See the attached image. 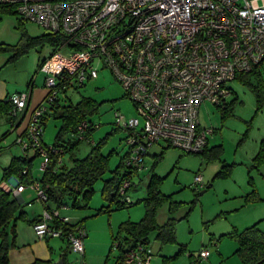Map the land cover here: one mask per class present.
I'll return each instance as SVG.
<instances>
[{
    "label": "built area",
    "instance_id": "2783aa9c",
    "mask_svg": "<svg viewBox=\"0 0 264 264\" xmlns=\"http://www.w3.org/2000/svg\"><path fill=\"white\" fill-rule=\"evenodd\" d=\"M0 5L13 6L23 22L62 41L39 68L45 74L46 94L16 140L22 150L38 152L41 171L50 154H62L42 144L43 116L63 89L96 79L98 66L109 69L139 116L122 123L119 118L117 127L126 132L125 166L140 171L150 149L160 142L185 154H201L212 131L200 125V105L225 107L235 77L264 62V0H0ZM10 102L13 115H19L27 97L13 96ZM86 128V122L79 125V140L93 143L83 137ZM131 184L124 180L117 190L126 206L132 203L127 196ZM194 185L204 186L201 175L194 177ZM1 186L14 196L33 189L35 200L44 205L32 224L35 236L64 235L71 252L83 255L84 228L64 232L61 226L71 223L60 215L65 207H51L37 181ZM150 244L124 249L122 263L149 264ZM208 255L202 250L194 260Z\"/></svg>",
    "mask_w": 264,
    "mask_h": 264
},
{
    "label": "rangeland",
    "instance_id": "374dc122",
    "mask_svg": "<svg viewBox=\"0 0 264 264\" xmlns=\"http://www.w3.org/2000/svg\"><path fill=\"white\" fill-rule=\"evenodd\" d=\"M18 24L19 17L16 14L0 12V46H16L23 32L30 38L46 33L29 22L22 23L20 29ZM52 54L50 46H32L24 56L11 61L12 50L0 51V77L9 86L11 93L21 94L27 93V82L32 79V101L38 98L41 100L45 94V74L40 71L39 66ZM263 68L264 65L262 70ZM98 69L96 79L86 80L83 87L67 90L65 95L60 96L63 104L67 100L76 104L82 98L91 99L96 104V111L89 120L97 126L90 139L93 143L78 142L74 136H65L66 144H77L70 153L62 156V165L70 167V158L83 159L92 146L100 143L101 154L108 157V171L93 185V194L87 208L73 209L67 206V209L59 210L61 217H67L71 223L82 221L79 227L85 229L83 246L84 243L87 245L85 261L82 264H117L121 250L116 247V243L112 245V238L125 237L124 232L119 231L120 224L138 222L144 216L141 200L146 195V185L152 175L161 180L160 193L170 198V201L158 208L157 223L161 225L168 218H173L176 222L175 242L162 245L156 240L155 233L148 236L151 243L149 264H192V259H196L202 250H207L209 256L195 264H241L235 254L236 242L229 234L252 226L254 223H250V218L254 214L260 215L258 228L264 231V161L256 167L253 165L254 156L261 145H264V102H257L248 85L240 84L238 80L232 81L229 84L232 92L225 99L229 111L223 112L208 102L199 107L201 127L212 131L207 135L208 150L218 148L219 157L207 161L200 155L185 154L172 147L164 148L165 144L160 142L150 149L149 156L145 159V168L132 174L133 186L127 196L133 204L117 208L115 203H108L101 195L103 182L110 179V172L128 151L124 139L126 132L117 127V122L119 118L122 123L139 116L109 69H100V66ZM262 76L264 79V71ZM255 83L256 79L251 78L249 84ZM20 115L17 120L21 118ZM6 120L4 115H0V184L14 185L15 177L3 180V169L13 158L25 155L31 158L34 152H24L18 144H14L16 135L22 133H15L14 127ZM59 127L60 122L57 119L47 117L42 135L43 144L54 145ZM154 159H157L155 164ZM41 165L42 158L35 156L31 167L34 180H39L42 175ZM224 167L225 175L216 177ZM197 174L203 179L204 186L200 189L194 185ZM253 190L254 196L249 194ZM28 196L34 197V193L26 188L23 194L25 201ZM170 202L176 203L171 213L168 210ZM21 205L26 213L33 212L34 205L43 208L36 200L29 206L23 203ZM106 207H110V213L98 212ZM51 239L54 240L53 248L57 257H64L66 264H79L77 259L80 255L68 252L66 241ZM180 248H183L181 253Z\"/></svg>",
    "mask_w": 264,
    "mask_h": 264
},
{
    "label": "trees",
    "instance_id": "16d2710c",
    "mask_svg": "<svg viewBox=\"0 0 264 264\" xmlns=\"http://www.w3.org/2000/svg\"><path fill=\"white\" fill-rule=\"evenodd\" d=\"M0 12L16 14L13 6L8 5H0ZM22 23L24 22L19 18V29L21 28ZM61 42L62 41L59 36L52 35L47 32L35 38H30L23 32L22 38L16 46H0V51L12 50L13 55L11 57V61H16L18 58L24 56L28 49L32 46H50L54 54ZM45 61L46 60L42 61L41 65ZM263 65L264 62L260 63L248 73H240L235 77V80H238L240 84L249 86L259 104L264 102V79L262 76V71H264V68L262 70ZM251 78L256 79L255 85L249 84ZM83 86L84 83L80 86H72L63 89L58 95L57 100L49 107L48 111L41 120L43 130L46 119L49 116L54 117L60 122V127L57 131L55 142L52 147L57 150H62V154H50V162L47 168L42 171L40 179L35 180L39 183L43 194L47 198V202L56 208L60 206H69L73 209L87 208V203L93 194V185L108 171V157L101 154L99 147L101 143L96 146H92L90 152L83 159L70 158V167H66L62 165V163L59 167L56 165L58 160H62V156L65 153H70L77 144V142H68L66 144L64 142L66 135L74 136L79 142L81 140H79L78 127L81 123H87V128L83 133V137L86 138V140L91 139L92 132L96 129L93 128V124L89 120V117L96 111V104L91 99L82 98L76 104H72L69 100H67V103L64 104L61 102L62 98H60V96L65 95L67 90H77ZM64 100L66 99L64 98ZM221 110L223 112L229 111V105H225V107L221 108ZM13 111L14 105L10 102V99L4 101L0 100V115L11 117L10 121L15 122L20 114L13 115ZM17 123H20V121ZM218 150V148L215 150L205 149L199 155L204 157L207 161H211L219 157ZM23 151H29V148ZM33 152L34 156L31 158L28 156L13 158L10 164L3 169V180L15 177V187L19 185H31L34 181L31 175L32 161L35 156H39L38 152ZM128 152L129 151H127L126 156H124L116 168L110 172L111 177L103 182L101 190L102 198L107 200L108 203H115L117 208L129 207L133 204L131 203L127 206L121 204L117 193L122 181L128 180L131 182L132 174L138 172L130 170L125 166L124 162ZM254 157L253 165L255 167L264 161V145H261L259 152ZM156 160L154 159V164L157 162ZM225 173L226 169L224 167L216 174V177H223ZM160 183L161 180L154 175L149 178L146 185V195L141 200L145 210L144 216L141 220L138 222H124L120 224L119 231L124 232L125 237L120 238V236H118L114 238L113 243L117 244L121 253L124 249L134 248L139 244H149L150 242L148 236L151 233H155L156 240H158L162 245L175 242L176 220L168 218L166 222L161 225H159L156 220L158 208L164 203L170 201L169 196H164L160 193ZM132 186L133 184H131L130 189ZM254 193L255 192L253 190L249 194L254 196ZM250 199L253 200V198ZM110 207H106L105 209L101 208L98 212L110 213ZM175 207L176 203L170 202L168 209L169 212L171 213ZM18 221H27L22 205L14 198L11 191L4 190L0 184V264H10L7 257L8 250L14 245L16 235L15 226ZM80 224L81 222L70 223L68 227H61L64 232H72L73 229L75 227H79ZM229 235L236 242L235 254L239 257L241 264H264V234L259 231L256 224L244 229L241 232L233 231ZM59 238L66 241L69 247L64 235ZM182 250L183 248H180L179 253H181ZM120 260L121 264H123L122 254L119 256V261ZM63 261L64 264H66L64 257ZM195 263H199V261L192 259V264ZM32 264L54 263L51 259H49L46 261L36 260Z\"/></svg>",
    "mask_w": 264,
    "mask_h": 264
},
{
    "label": "crops",
    "instance_id": "0c3cea01",
    "mask_svg": "<svg viewBox=\"0 0 264 264\" xmlns=\"http://www.w3.org/2000/svg\"><path fill=\"white\" fill-rule=\"evenodd\" d=\"M28 77H29V75H27V79H28ZM27 87H28V91H27V93L24 94L27 97V105H26V108L20 113L21 118H19V120H16L15 121L16 123H15V122H11L9 120V118L6 117L8 122L10 123V125L12 127H14L13 128L14 132L17 133V131H20V133H22V134L16 135L17 139L19 138V136H23L24 130H25V127H26V124L28 122L29 115H30L32 109L37 107L42 102V100L46 94V91H45V94L43 95V97H41V100L38 98V99L32 101V94H33V80L32 79H30L27 82ZM10 91L11 90L9 89V86L0 77V100L1 101L9 100L13 96L23 95L20 92H12L11 93ZM19 121H20V123H17ZM14 144H17L16 141H14ZM42 144H43V142H42ZM43 145H45V144H43ZM206 149H208V144H207ZM11 186L14 187L15 184L11 185ZM31 190L34 193V197L28 196L27 201H25L26 199L23 197L25 190L20 195H18V196L13 195V196L18 201L19 204L23 203V205L25 204V205L29 206L30 204H32V202L35 201L34 198L36 197V195H35L36 192L33 189H31ZM34 207H35V210L33 212H30V213L24 212L27 221H18L16 223V226H15L16 235H15L14 245L9 248L8 256H7L10 264H32L36 260L46 261L49 259H51L54 264L58 263L60 260L63 261V258L60 255H59V257L56 256L57 252L55 251V248H53V247H55L53 239H51V238L38 239L35 236V234L32 230V223L39 220L40 215L42 214L41 209L43 210V208L42 207L39 208V206L37 207V205H34L33 208ZM43 207H44V205H43ZM64 209H67V206ZM23 211H25V210L23 209ZM259 217H260L259 214H254V216L250 218L251 219L250 223L253 222L254 223L253 225L256 224L257 228H258V223H259L258 222ZM78 222L82 223V221H80V220H76V222H72V223H78ZM258 229H259V231H261L260 228H258ZM261 232L264 234V231H261ZM59 239H61V238H59ZM113 240H114V238H112V243H113ZM67 251L71 252L68 245H67ZM85 253H87V245L84 243V253H83V255H81L79 257L77 256L78 257L77 263L82 264L83 261H85ZM63 264H64V261H63ZM117 264H121V260L119 261V257L117 259Z\"/></svg>",
    "mask_w": 264,
    "mask_h": 264
},
{
    "label": "water",
    "instance_id": "95a60500",
    "mask_svg": "<svg viewBox=\"0 0 264 264\" xmlns=\"http://www.w3.org/2000/svg\"><path fill=\"white\" fill-rule=\"evenodd\" d=\"M56 264H63V261L62 260H60L58 263H56Z\"/></svg>",
    "mask_w": 264,
    "mask_h": 264
}]
</instances>
